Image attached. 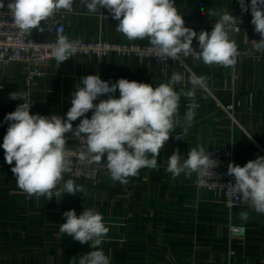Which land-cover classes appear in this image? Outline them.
<instances>
[{
  "label": "crops",
  "instance_id": "0c3cea01",
  "mask_svg": "<svg viewBox=\"0 0 264 264\" xmlns=\"http://www.w3.org/2000/svg\"><path fill=\"white\" fill-rule=\"evenodd\" d=\"M250 5L251 0H245ZM185 20V26L211 31L219 15H209L215 8L240 18L239 32H230L237 48L248 45L247 27L251 24V9L242 11L238 0H174ZM90 13L82 0H74L71 11L60 10L47 23L44 32L33 30L32 38L51 40L56 27L63 24L67 35L79 41L150 44L147 39L128 40L116 30L118 21L106 9ZM42 25L44 22H41ZM193 47L198 49L194 38ZM199 50V49H198ZM187 67L170 60L166 63L139 61L136 58L111 56L75 57L58 65L45 62L43 78L29 79L26 64L0 68V145L9 122L5 116L23 100L9 98L11 92H25L33 101L31 114L65 116L71 107V94L81 86L80 78L99 74L101 79L116 82L121 78L149 83L155 87L167 82L173 72H180L184 81L175 86L177 92L191 89L192 73L206 77L209 91L196 90L194 120L186 124L183 117L191 101L181 95L178 123L157 159L155 169L143 168L126 184L113 181L103 174L97 182L78 181L83 192L64 194L59 201L43 196H31L17 187L14 174L4 159L0 147V264H77L87 252L94 250L60 231L65 222L63 213L85 209L104 217L108 234L101 248L111 264H264V214L241 203L233 214L234 221L245 226L243 237L230 238L232 217L224 209L219 193L194 186L195 172L189 177H173L166 171L168 157L177 149L182 159L190 148L203 146L207 152L213 146H231L238 164L264 156V62L243 59L233 67L195 63L185 58ZM119 97V90L114 94ZM100 99H107L101 96ZM233 106V110H227ZM92 112L86 114L90 118ZM234 118V120H233ZM73 122V127L80 122ZM176 134L184 139L177 140ZM68 144H73L71 133ZM248 219L242 220L241 214ZM234 255H230V251Z\"/></svg>",
  "mask_w": 264,
  "mask_h": 264
},
{
  "label": "clouds",
  "instance_id": "9594fccd",
  "mask_svg": "<svg viewBox=\"0 0 264 264\" xmlns=\"http://www.w3.org/2000/svg\"><path fill=\"white\" fill-rule=\"evenodd\" d=\"M242 11L251 9L254 30L261 39L252 41L254 49L264 52V0H238ZM74 0H11L8 4L14 24L21 35H32L33 30L44 32L45 26L51 31L48 21L60 10L71 11ZM90 13L100 14L106 9L118 21L116 30L128 40L147 39L156 50L157 56H166L183 65L185 58L195 50L194 38L198 40L199 57L206 65L233 67L239 56L237 44L229 37L230 32H239L241 20L227 11L209 8V15H219L212 30L194 29L185 26L183 16L178 13L174 0H82ZM0 0V8H3ZM41 22H44L42 25ZM76 42L67 36L57 38L52 47V56L58 65L73 57ZM186 67V66H185ZM184 81L180 72H173L167 82L155 87L149 83L121 78L116 82L105 81L99 74L80 78L81 86L71 94V107L65 116L56 114H31L33 101L25 92H11L12 100H23L15 110L5 116L9 122L3 137L4 159L14 174L17 187L31 196L53 197L57 201L64 194L76 195L83 192L82 185L74 180H64L71 172L68 150L71 138H85L86 150L80 153V161L100 163L106 161L108 174L113 181L122 184L129 177H135L143 168L155 169L161 150L174 133L178 123L181 95L191 103L187 105L184 121L190 125L194 120L196 90L208 92L206 77L192 73L189 77L191 89L177 92L175 86ZM119 90V97L114 94ZM107 99H100L101 96ZM92 112L90 118L87 113ZM80 122L73 127V122ZM177 140L184 139L176 134ZM209 153V152H208ZM106 155V159H104ZM210 155L203 146L190 148L187 158L182 159L179 149L168 157L166 171L178 177L184 174L206 170ZM227 175L234 178L232 192L242 198V202L264 214V156L249 160L243 166L230 162ZM65 222L60 231L81 244H88L91 250L82 255L77 264H111L109 257L100 247L109 227L99 212L85 209L77 215L69 210L63 213ZM247 220V213H242ZM72 264V262H71Z\"/></svg>",
  "mask_w": 264,
  "mask_h": 264
},
{
  "label": "built area",
  "instance_id": "2783aa9c",
  "mask_svg": "<svg viewBox=\"0 0 264 264\" xmlns=\"http://www.w3.org/2000/svg\"><path fill=\"white\" fill-rule=\"evenodd\" d=\"M10 2L11 0H2L4 6L0 8V68H9L19 63L26 64L28 67L27 75L31 80L43 78L45 73L42 70V64L55 61L52 56V47L60 36H67L70 41L76 42V52L73 57L68 58L66 61L75 57H94L102 60L111 56L136 58L139 61H152L155 63H166L171 60L166 56L158 57L156 50L150 44L75 40L67 35L63 24L56 27L55 35L51 40H36L30 35H21L8 9ZM246 30L248 33V45L246 48H238L239 56L233 68L243 59L264 62V52L256 51L252 42H258L261 39L260 35L255 32L252 23ZM189 58L195 63L203 62L199 57V50L196 48ZM181 66L187 67L185 61H183ZM227 110H233V106H227ZM67 147L71 153L69 157L71 172L67 173V175L72 179L97 182L103 174L108 172L106 161L92 164L80 161V153L86 150L85 138L82 137L80 141L74 138L73 144H68ZM206 154L210 155L208 168L195 172L194 186L201 190L220 194L222 206L232 217L230 238H241L245 235L246 228L243 224L234 221L233 214L240 208L242 198L232 192L231 183L235 181L233 177L227 175L228 164L230 162L238 164L234 149L231 146H213ZM104 159H106V155ZM230 255H234L232 250Z\"/></svg>",
  "mask_w": 264,
  "mask_h": 264
}]
</instances>
